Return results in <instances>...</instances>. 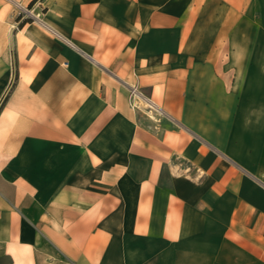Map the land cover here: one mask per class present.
<instances>
[{"label":"crops","instance_id":"1","mask_svg":"<svg viewBox=\"0 0 264 264\" xmlns=\"http://www.w3.org/2000/svg\"><path fill=\"white\" fill-rule=\"evenodd\" d=\"M19 2L0 264H264V0H43L20 25Z\"/></svg>","mask_w":264,"mask_h":264},{"label":"built area","instance_id":"2","mask_svg":"<svg viewBox=\"0 0 264 264\" xmlns=\"http://www.w3.org/2000/svg\"><path fill=\"white\" fill-rule=\"evenodd\" d=\"M23 1H27L25 6H23L20 2L16 3V8L18 10L17 24H21L28 20H40L43 13V0ZM127 101L130 108L135 111L142 112L151 119L162 116V111L157 104L150 98L146 97L136 86H129Z\"/></svg>","mask_w":264,"mask_h":264},{"label":"trees","instance_id":"3","mask_svg":"<svg viewBox=\"0 0 264 264\" xmlns=\"http://www.w3.org/2000/svg\"><path fill=\"white\" fill-rule=\"evenodd\" d=\"M20 25V24H19ZM3 102H4V100L1 102V104H0V108H1V106H2V104H3Z\"/></svg>","mask_w":264,"mask_h":264},{"label":"rangeland","instance_id":"4","mask_svg":"<svg viewBox=\"0 0 264 264\" xmlns=\"http://www.w3.org/2000/svg\"><path fill=\"white\" fill-rule=\"evenodd\" d=\"M155 117V116H154Z\"/></svg>","mask_w":264,"mask_h":264}]
</instances>
